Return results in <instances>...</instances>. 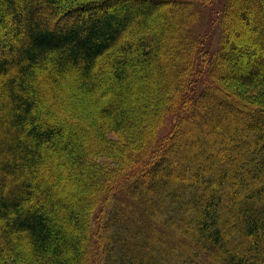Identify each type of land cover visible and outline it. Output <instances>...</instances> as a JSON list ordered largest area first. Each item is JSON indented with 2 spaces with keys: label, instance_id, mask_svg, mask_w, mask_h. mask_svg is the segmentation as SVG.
Listing matches in <instances>:
<instances>
[{
  "label": "trees",
  "instance_id": "16d2710c",
  "mask_svg": "<svg viewBox=\"0 0 264 264\" xmlns=\"http://www.w3.org/2000/svg\"><path fill=\"white\" fill-rule=\"evenodd\" d=\"M0 264H264V0H0Z\"/></svg>",
  "mask_w": 264,
  "mask_h": 264
},
{
  "label": "rangeland",
  "instance_id": "374dc122",
  "mask_svg": "<svg viewBox=\"0 0 264 264\" xmlns=\"http://www.w3.org/2000/svg\"><path fill=\"white\" fill-rule=\"evenodd\" d=\"M243 43H239V45H242ZM172 119L173 118H171V119H168V122H167V124L161 129V134L163 135V134H165V133H167L170 129H171V127H172V123L171 122H173L172 121Z\"/></svg>",
  "mask_w": 264,
  "mask_h": 264
}]
</instances>
